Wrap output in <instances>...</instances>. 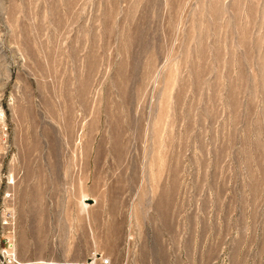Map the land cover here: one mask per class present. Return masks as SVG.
<instances>
[{
    "label": "rangeland",
    "instance_id": "1",
    "mask_svg": "<svg viewBox=\"0 0 264 264\" xmlns=\"http://www.w3.org/2000/svg\"><path fill=\"white\" fill-rule=\"evenodd\" d=\"M105 260L264 264V0H0V264Z\"/></svg>",
    "mask_w": 264,
    "mask_h": 264
},
{
    "label": "built area",
    "instance_id": "2",
    "mask_svg": "<svg viewBox=\"0 0 264 264\" xmlns=\"http://www.w3.org/2000/svg\"><path fill=\"white\" fill-rule=\"evenodd\" d=\"M108 262L105 260V261H103V264H107Z\"/></svg>",
    "mask_w": 264,
    "mask_h": 264
},
{
    "label": "water",
    "instance_id": "3",
    "mask_svg": "<svg viewBox=\"0 0 264 264\" xmlns=\"http://www.w3.org/2000/svg\"><path fill=\"white\" fill-rule=\"evenodd\" d=\"M91 203V201H89Z\"/></svg>",
    "mask_w": 264,
    "mask_h": 264
},
{
    "label": "bare ground",
    "instance_id": "4",
    "mask_svg": "<svg viewBox=\"0 0 264 264\" xmlns=\"http://www.w3.org/2000/svg\"><path fill=\"white\" fill-rule=\"evenodd\" d=\"M84 205V204H83ZM86 206V205H85Z\"/></svg>",
    "mask_w": 264,
    "mask_h": 264
}]
</instances>
